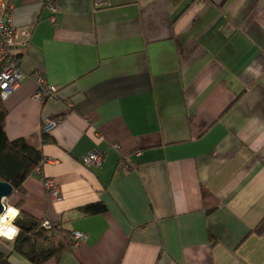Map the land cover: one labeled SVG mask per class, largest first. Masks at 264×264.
Listing matches in <instances>:
<instances>
[{
	"label": "crops",
	"instance_id": "obj_1",
	"mask_svg": "<svg viewBox=\"0 0 264 264\" xmlns=\"http://www.w3.org/2000/svg\"><path fill=\"white\" fill-rule=\"evenodd\" d=\"M56 3L52 24L41 0H13L33 36L4 101L8 139L49 161L15 206L87 235L44 264H264V0ZM34 73L58 100L32 99ZM95 203L107 211L81 212Z\"/></svg>",
	"mask_w": 264,
	"mask_h": 264
},
{
	"label": "trees",
	"instance_id": "obj_2",
	"mask_svg": "<svg viewBox=\"0 0 264 264\" xmlns=\"http://www.w3.org/2000/svg\"><path fill=\"white\" fill-rule=\"evenodd\" d=\"M6 120L7 110L0 89V179L13 187L14 194L22 193L24 183L35 174L45 158L40 151L30 147L23 139L9 140L5 131ZM43 139L49 141L50 133H43ZM126 161L131 168L134 167L129 159ZM15 207L19 214L14 225L18 228L19 234L15 237L12 253L32 264H44L52 258L60 257L66 251H72L75 246L73 233L64 231L59 223H53L54 227L51 230L42 228L40 220H34L21 209L22 201ZM106 211L107 208L102 203L90 204L81 210L88 217L101 215ZM255 233H264V219L255 229ZM60 235L64 237L54 242ZM0 264H12L9 255L1 251Z\"/></svg>",
	"mask_w": 264,
	"mask_h": 264
},
{
	"label": "built area",
	"instance_id": "obj_3",
	"mask_svg": "<svg viewBox=\"0 0 264 264\" xmlns=\"http://www.w3.org/2000/svg\"><path fill=\"white\" fill-rule=\"evenodd\" d=\"M41 3L43 8L50 12L48 18L49 22L56 24V15L59 12L56 0H41ZM13 11V0H0V89L3 101L7 100L17 91L21 82L25 78V75L20 70V65L23 53L25 49L29 47L33 36L31 28H16L13 25ZM32 77L37 83V90L32 97L34 101L42 103L46 100L59 99V89L55 86L49 85L43 75L34 74ZM61 122V118L44 119L42 132L49 134L54 128L60 125ZM104 159V154L95 150L83 159V164L89 168H98L103 165ZM47 163H49V161L44 159L42 165L36 169L35 173L42 175V167ZM42 183L45 191L52 199L55 201L61 200V190L54 179L42 177ZM40 223L41 227L46 230H51L54 227V222L47 219L41 220ZM86 238L87 235L85 233H73L75 246L84 242Z\"/></svg>",
	"mask_w": 264,
	"mask_h": 264
},
{
	"label": "bare ground",
	"instance_id": "obj_4",
	"mask_svg": "<svg viewBox=\"0 0 264 264\" xmlns=\"http://www.w3.org/2000/svg\"><path fill=\"white\" fill-rule=\"evenodd\" d=\"M18 214L17 209L5 206L4 213L0 217V238L13 241L18 234L14 221Z\"/></svg>",
	"mask_w": 264,
	"mask_h": 264
},
{
	"label": "rangeland",
	"instance_id": "obj_5",
	"mask_svg": "<svg viewBox=\"0 0 264 264\" xmlns=\"http://www.w3.org/2000/svg\"><path fill=\"white\" fill-rule=\"evenodd\" d=\"M4 204L7 207H9V206L15 207V199L13 198V196L8 198V199H5L4 200ZM18 234H19V230H18ZM62 237H64V236L60 235V236L56 237V240L54 239V242H58L57 240H59ZM14 242H15V239L13 241H11V240L8 241V239L0 238V249L3 250V251H7L9 249L12 250ZM16 259L17 258L15 257V255H13V257H10V260H11L10 262L13 263V264H19V262Z\"/></svg>",
	"mask_w": 264,
	"mask_h": 264
},
{
	"label": "water",
	"instance_id": "obj_6",
	"mask_svg": "<svg viewBox=\"0 0 264 264\" xmlns=\"http://www.w3.org/2000/svg\"><path fill=\"white\" fill-rule=\"evenodd\" d=\"M14 194L13 187L0 179V217L4 213V200L12 197Z\"/></svg>",
	"mask_w": 264,
	"mask_h": 264
}]
</instances>
